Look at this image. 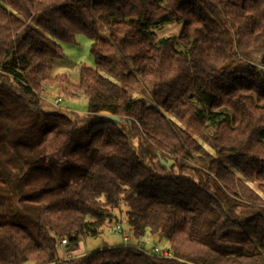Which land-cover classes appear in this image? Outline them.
I'll return each mask as SVG.
<instances>
[{
    "label": "trees",
    "instance_id": "trees-1",
    "mask_svg": "<svg viewBox=\"0 0 264 264\" xmlns=\"http://www.w3.org/2000/svg\"><path fill=\"white\" fill-rule=\"evenodd\" d=\"M79 33L95 68L74 84L50 69ZM261 61L264 0H0V184L37 223H0V264H264ZM61 86L87 99L82 122L41 105ZM122 203L127 244L59 257ZM155 236L171 257L136 246Z\"/></svg>",
    "mask_w": 264,
    "mask_h": 264
},
{
    "label": "rangeland",
    "instance_id": "rangeland-1",
    "mask_svg": "<svg viewBox=\"0 0 264 264\" xmlns=\"http://www.w3.org/2000/svg\"><path fill=\"white\" fill-rule=\"evenodd\" d=\"M181 28V22L171 21L163 24L160 27L154 28L157 37L173 36L177 35ZM102 30H105V26H102ZM92 40L85 34H77L73 42L62 43L64 57L61 59H54L50 69V75L65 74L71 83L77 84L79 82L80 66H87L95 68L94 58L90 53V46ZM243 53V52H242ZM241 58H249L246 54L242 55ZM245 59L236 60L235 65L237 67L245 66ZM254 63L257 64L260 61V57L253 58ZM65 87L64 85H62ZM49 87L46 89L44 96L41 99V105L46 109L59 110L78 122H82L87 113L88 102L84 96L72 97L63 91V87ZM56 97H59L61 101L59 105L54 106L53 101ZM166 161V157H162V162ZM155 166L159 168V161L154 160ZM172 163H170L171 165ZM162 165V164H161ZM251 187L256 188L257 184L252 182ZM6 187H1L0 184V223L5 221H14L19 225L24 226L28 232L34 237L37 234V223L36 220L24 211H16L15 205L10 209H5V200L7 199ZM4 191V192H3ZM264 202V194L261 195ZM11 210V211H10ZM245 214H250L251 208H242ZM114 218L111 221H107L103 226L101 233L97 236H88L82 238L79 243L78 250L66 251L63 244L58 245V253L60 258H73L80 257L86 252H90L97 249L106 247H114L118 245H124V241L120 234L115 232L116 224H120L123 230L128 231L126 223V207L122 203L119 209L113 211ZM130 235V234H129ZM146 243V238L142 240ZM132 236H130L128 244H136ZM149 246L151 242L147 243ZM160 248L166 246V241L161 238L156 243ZM67 264V263H63Z\"/></svg>",
    "mask_w": 264,
    "mask_h": 264
},
{
    "label": "built area",
    "instance_id": "built-area-1",
    "mask_svg": "<svg viewBox=\"0 0 264 264\" xmlns=\"http://www.w3.org/2000/svg\"><path fill=\"white\" fill-rule=\"evenodd\" d=\"M259 66L264 68V61H261L259 63ZM60 101H61V99L59 97H56L54 99V101H53V105L54 106L59 105ZM115 232L117 234H120L122 236V239H123L124 243L127 244L126 241H127L128 237H129V231H123L122 228H121V225L120 224H116ZM149 240H150L149 238L146 239V242H148ZM60 243L64 245L65 244V240H61ZM136 246L138 248L142 249V250L144 249L147 254H152V255H155L157 257H164V258L171 257V252L170 251H168L165 248H160L155 243H152L148 248H142L141 245L140 246L136 245ZM62 259H64V258H62ZM24 264H33V263L25 262ZM43 264H58V260L57 261H51V262L43 263Z\"/></svg>",
    "mask_w": 264,
    "mask_h": 264
},
{
    "label": "water",
    "instance_id": "water-1",
    "mask_svg": "<svg viewBox=\"0 0 264 264\" xmlns=\"http://www.w3.org/2000/svg\"><path fill=\"white\" fill-rule=\"evenodd\" d=\"M101 115H103L104 118L106 119H109V120H112V121H118V122H121L123 120H126V118H123L119 115H115V114H111L110 112L104 110V111H101L100 112ZM129 121V120H128ZM157 156H158V159H159V162L163 165H165L166 167H170V163L173 162V159L171 158H166V161L162 162V156L160 155L159 152H157ZM159 237L158 236H155L154 237V241H158Z\"/></svg>",
    "mask_w": 264,
    "mask_h": 264
},
{
    "label": "crops",
    "instance_id": "crops-1",
    "mask_svg": "<svg viewBox=\"0 0 264 264\" xmlns=\"http://www.w3.org/2000/svg\"><path fill=\"white\" fill-rule=\"evenodd\" d=\"M78 250V249H77Z\"/></svg>",
    "mask_w": 264,
    "mask_h": 264
}]
</instances>
